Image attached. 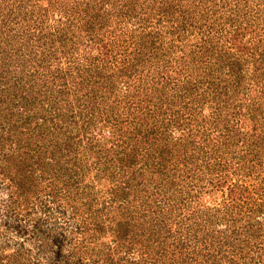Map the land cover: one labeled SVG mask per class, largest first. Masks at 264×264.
<instances>
[{
  "label": "rangeland",
  "instance_id": "374dc122",
  "mask_svg": "<svg viewBox=\"0 0 264 264\" xmlns=\"http://www.w3.org/2000/svg\"><path fill=\"white\" fill-rule=\"evenodd\" d=\"M0 264H264V0H0Z\"/></svg>",
  "mask_w": 264,
  "mask_h": 264
}]
</instances>
